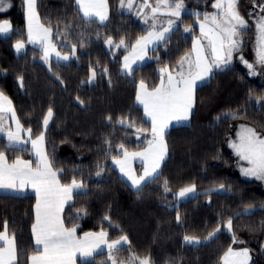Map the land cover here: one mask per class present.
Masks as SVG:
<instances>
[{"label":"trees","instance_id":"trees-1","mask_svg":"<svg viewBox=\"0 0 264 264\" xmlns=\"http://www.w3.org/2000/svg\"><path fill=\"white\" fill-rule=\"evenodd\" d=\"M256 4H264V0H256ZM108 5L109 18L104 24L86 23L75 0H37L40 21L52 28L54 40L57 27L63 32L68 25V41L82 40L85 45L83 48L77 45L78 60L67 64L52 60L51 72L49 65L39 59L37 48L26 44L22 54L13 53L12 44L27 39L22 0H5L6 10L0 12V21L9 20L14 29L9 36L0 37V91L12 100L21 123L25 128L31 127L34 136L41 131L48 107L53 108L46 150L54 167L63 169L61 183H70L75 177L86 185L73 195L71 207L65 206L62 214L65 226L78 225L77 234L103 228L110 240L127 235L129 244L119 252L118 262L135 254L139 258L149 257L150 264H220L231 246L247 248L249 264H264V188L257 180L244 179L232 171L235 158L227 142L238 123L264 134V101L258 103L256 99L264 97V71L251 77L241 64L234 62L199 85L188 124L171 127L164 136L167 155L159 169V179L137 194L112 167V156L117 154L116 146L120 143L128 151L145 147L150 124L135 102L137 84L143 80L150 89L158 85L159 70L166 65L174 67L190 51L198 32L196 15L184 12L179 29L170 33L167 42L155 52L150 51L149 59L128 76L120 71L125 50L110 48L109 53L104 40L111 36L118 43L124 37L127 43H134L146 28L134 15L119 9V0H108ZM238 11L248 21V27L240 35V51L234 54L250 56L258 8H254L253 0H238ZM188 25L192 26V32L183 34ZM90 66L97 71L96 80L93 84H82L90 75ZM105 67L106 75L102 71ZM20 75L24 78L23 88L17 80ZM57 75L63 84L56 79ZM227 113H235L236 117L226 116ZM108 116L112 122L106 119ZM124 116L149 131L137 139L134 129L116 123ZM106 139L112 142L111 152ZM3 143L0 139V146ZM3 150L9 162L17 156L35 161L30 150ZM98 166L104 169L100 176L96 175ZM165 180L171 189L167 193L163 187ZM191 184L196 185V195L176 203L174 194ZM220 184L225 191L211 190ZM34 202L33 195L0 193V230L7 220L9 233L16 234L20 264H27L34 249L31 237ZM248 206L251 209L245 212ZM78 209H86L87 215L72 219ZM105 216L110 217L112 226L104 220ZM229 217L233 218L232 232L223 226ZM218 224L221 231L213 239L198 246L184 243L185 235L203 238ZM77 264L87 262L77 260ZM91 264H109L106 251L97 254Z\"/></svg>","mask_w":264,"mask_h":264},{"label":"snow or ice","instance_id":"snow-or-ice-1","mask_svg":"<svg viewBox=\"0 0 264 264\" xmlns=\"http://www.w3.org/2000/svg\"><path fill=\"white\" fill-rule=\"evenodd\" d=\"M22 2L26 5L27 39L26 41L25 39L16 40L13 45L16 53L18 55L23 53L26 44L33 45L39 50V59L49 65L50 72L53 58L57 64L62 61L78 60L77 45L80 48L85 45L82 40L76 43L68 41L70 26L66 25L63 32L58 26L54 40L52 28L40 23L36 10L37 0H22ZM75 4L81 19L86 23L99 21L104 24L109 18L108 0H75ZM4 5L5 0H0V12L6 10ZM253 5L254 8H258L254 21L257 33V59L253 64L240 57L250 75L257 74L256 65L264 66V4H256V0H253ZM134 6L138 9L135 14L140 16L147 25L144 34L130 44L124 37H121L118 43L114 42L111 36L104 40L109 48L125 50L127 54L123 56L121 72L128 76L135 71L133 66L137 62L144 61L150 51L155 52L159 45L167 42L170 33L179 29V25L183 23L182 14L185 12L184 0H140L138 5L136 0H119L121 10L132 12ZM212 7L216 11L212 14L204 13L202 18L199 13H195L200 37L193 39L191 50L181 56L174 67L169 68L166 65L159 70L160 83L150 90L143 80L139 82L136 102L143 107L144 117L151 124V139H147V147L138 152H129L124 143H120L116 146L117 154L112 156V162L118 167L121 177L137 194L148 183H154L159 179L161 175L159 169L167 155V144L164 140L166 130L173 121L177 123L189 121L195 103V90L199 82L211 79L215 70L226 68L232 61L233 53L240 51L239 37L247 29L248 21L238 11V0H215ZM249 16H253V13L250 12ZM162 17L166 19L162 20ZM13 32L14 29L9 20L0 21V35L9 36ZM184 32L191 33L192 26H185ZM97 35L99 38V34ZM102 71L105 75L108 73L106 67ZM96 77L95 67L90 66L88 79L81 83L93 84ZM56 79L60 80L58 75ZM17 80L23 88V76H18ZM60 83L63 84V81L60 80ZM256 99L258 103L264 101V97ZM77 101L84 105V101L79 97ZM225 115L236 117L235 113ZM53 119L54 111L49 106L42 118L41 131L34 136L32 128H25L21 123L12 100L0 91V139L6 141L0 146V192L22 195L27 189H31L36 200L34 221L31 225L34 249L33 253L27 257V264H76L77 258L91 264L97 254L105 251L110 264H124L123 261L118 262L116 257L129 244L127 235H120L119 238L110 240L108 232L101 228L99 232H85L83 236H77L78 225L65 226L62 215L65 206L71 207L73 195L80 193L86 185L75 177L70 183H61L60 175L63 169L54 167L53 160L45 147L46 132ZM106 119L112 122L111 116ZM116 123L124 128L134 129L137 139L149 131L137 127L135 122L127 116L116 120ZM105 144L111 152L112 142L106 139ZM28 145L31 146L30 149ZM230 147L239 159L248 165L241 166L242 175L264 181V135L254 128L241 126L237 141L231 142ZM3 149L30 150L35 161L24 160L17 156L9 163ZM135 159L140 160L143 167V172L139 175L131 165ZM34 163L35 167H33ZM103 171L104 169L99 167L96 175L100 176ZM163 187L165 193L171 191L167 180L164 181ZM214 190H225V186L220 184L219 188ZM174 195L178 200L194 197L196 185L182 187ZM250 209L251 206H248L245 212ZM81 214L87 215V210L78 209L72 219H81ZM176 219L179 223V214ZM232 219L229 217L223 225L228 232H232ZM104 220L112 226L110 217L105 216ZM220 231L218 224L204 240L213 239ZM183 240L186 245L192 246H198L204 242L194 235H185ZM236 242V237L233 235V243ZM250 259L247 248L235 250L230 246L221 257V264H248ZM0 264H20L16 234L9 233L7 220H4L3 230L0 231ZM129 264H150V258L141 259L132 254L129 257Z\"/></svg>","mask_w":264,"mask_h":264},{"label":"rangeland","instance_id":"rangeland-1","mask_svg":"<svg viewBox=\"0 0 264 264\" xmlns=\"http://www.w3.org/2000/svg\"><path fill=\"white\" fill-rule=\"evenodd\" d=\"M215 2V0H184V4H185V12H189V13H199L200 15L203 16L204 13H208V14H212L213 12H215L216 10L212 7L213 3ZM140 3V0H136V5H138ZM136 10H138L136 8V6H134V10L132 12H136ZM129 11L126 10V13H128ZM241 15V14H240ZM137 16V15H136ZM242 16V15H241ZM135 17V16H134ZM139 19H140V23L142 24V26L146 27L147 25L144 24L143 22V19L140 17V16H137ZM135 17V18H137ZM137 18V19H138ZM138 19V20H139ZM162 20L163 19H166V18H161ZM246 20V19H245ZM3 21V20H2ZM247 21V20H246ZM254 21H255V17H254ZM149 23H151V21H149ZM183 34H189V33H185L184 32V29H183ZM253 34H254V39L251 43V55L248 56L247 54H244V53H237L236 55L233 53V57H232V61L231 63L228 65V66H231L234 62H238L239 64H241V66L245 69L246 73L251 76V77H256L258 75H260L263 71H264V66H260V65H256V75H250L249 74V70L247 69V67L245 66V64L242 62V60L240 59V57L242 56L244 58V60H247L248 62L250 63H253L255 64V61L257 59V56H256V49H257V33H256V28H255V22H254V30H253ZM240 39V37H239ZM241 40V39H240ZM104 46L106 48V50L110 53V48L108 45H106L104 43ZM227 66V67H228ZM241 126H247V127H251L247 124H243V123H238L236 124L235 128H234V132L232 135H230L228 137V146L230 147V143L233 142V141H237L238 139V133L241 132ZM252 128V127H251ZM262 135V134H261ZM264 135V134H263ZM233 155H234V158H235V162H234V165L232 167V171L233 172H237L241 175L242 178L244 179H255L254 177H245L244 175H242L241 171H240V168L241 166L243 167H247V163L245 161H241L239 159V157L235 154L234 150L230 147ZM257 180V179H255ZM259 182V184L264 188V181H261V180H257ZM219 186H215L213 188H211V190H214V189H218ZM225 190H221L219 192H223ZM196 193H197V190H196ZM182 200H185V199H177L175 197V201L176 203L182 201ZM206 237V236H205ZM200 238L202 241L206 242L208 240H204V238ZM240 249H244V248H239V249H235V250H240ZM142 259V258H141ZM124 264H129V260L127 261H123ZM250 260L248 261V264H249ZM221 264V263H220Z\"/></svg>","mask_w":264,"mask_h":264},{"label":"crops","instance_id":"crops-1","mask_svg":"<svg viewBox=\"0 0 264 264\" xmlns=\"http://www.w3.org/2000/svg\"><path fill=\"white\" fill-rule=\"evenodd\" d=\"M119 9H120V7H119ZM121 10V9H120ZM122 12H125L126 13V10H121ZM128 13H130V14H132V15H134L135 17H137L136 16V12H128ZM24 14H25V28H26V5L24 4ZM81 15V14H80ZM138 18V17H137ZM139 19V18H138ZM139 21H140V19H139ZM96 22H99V21H96ZM141 22V21H140ZM40 23H41V21H40ZM42 24V23H41ZM45 26V25H44ZM46 27V26H45ZM145 28H147V26L145 27ZM196 28H197V35L194 37V38H198V37H200V31H199V26H198V24L196 23ZM0 37H6V36H3V35H0ZM16 42V41H15ZM15 42L12 44V50H13V53L16 55V56H18V54L16 53V51H15V49H14V47H13V45L15 44ZM193 42V41H192ZM205 43H206V41H205ZM30 45V44H29ZM31 46H33V45H31ZM34 47V46H33ZM191 47H192V45H191ZM190 50H191V48H190ZM22 54V53H21ZM127 54V53H126ZM126 54H124V55H126ZM20 55V54H19ZM149 59V54H148V57H146L145 58V60L144 61H139V62H137V64L136 65H134L133 67L134 68H136V67H138V66H141V65H143L147 60ZM53 60L55 61V59L53 58ZM69 62V61H68ZM68 62H60L61 64H67ZM122 62H123V57H122V59H121V62H120V71H121V67H122ZM215 71H218V70H215ZM122 73V72H121ZM207 81H209V80H207ZM207 81H205V82H199V84H198V86L199 85H201V84H204V83H206ZM160 83V82H159ZM138 85H139V83L137 84V88H136V92H137V89H138ZM150 89V88H149ZM151 90V89H150ZM135 102H136V97H135ZM136 104H137V102H136ZM138 105V104H137ZM141 109H142V112H143V107L141 106V105H138ZM193 109H194V107H193ZM192 112H193V110H192ZM143 116H144V112H143ZM145 118V117H144ZM146 119V118H145ZM147 120V119H146ZM190 120V119H189ZM188 122L189 121H187V122H181V123H177V122H175V121H173L170 125H169V127H168V129L166 130V132L171 128V127H174V126H179V125H186V124H188ZM149 124H150V122H149ZM150 129H151V124H150ZM147 139H151V133H149L148 134V137H147ZM6 142V141H5ZM147 147V143H146V145H145V147L144 148H142L141 150H137V151H129V152H138V151H143L145 148ZM28 148L30 149L31 148V146L30 145H28ZM35 158V157H34ZM166 158V157H165ZM16 159V158H15ZM14 159V160H15ZM21 159H24V160H29V159H25V158H21ZM165 160V159H164ZM9 163H11V162H9ZM163 163V162H162ZM162 163H161V165H162ZM111 165H112V167L117 171V173L119 174V176L121 177V174H120V172H119V169H118V167L116 166V165H114L113 164V162H111ZM131 165H132V168H133V170L137 173V175H139V174H141L142 172H143V167H142V164H141V162H140V160H138V159H135V160H133L132 162H131ZM33 167H35V165H33ZM122 178V177H121ZM123 179V178H122ZM128 185H129V183L128 182H126ZM134 190V189H133ZM82 191V190H81ZM1 194H9V195H15V196H24V195H33L34 197H35V195H34V193H33V191L31 190V189H27L26 190V192L24 193V194H16V193H3V192H0ZM177 193V192H176ZM35 202H36V200H35ZM35 202H34V205H35ZM34 205H33V209H32V212H33V221H34ZM33 223V222H32ZM0 231H2V230H0ZM86 232H99V231H86ZM85 232H83V233H81V234H77V236H83V234H84ZM31 237H32V233H31ZM32 243H33V237H32ZM33 246H34V243H33ZM127 246V245H126ZM77 260H80L79 258H77ZM76 264H77V261H76ZM109 264H110V262H109Z\"/></svg>","mask_w":264,"mask_h":264}]
</instances>
